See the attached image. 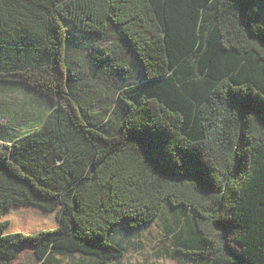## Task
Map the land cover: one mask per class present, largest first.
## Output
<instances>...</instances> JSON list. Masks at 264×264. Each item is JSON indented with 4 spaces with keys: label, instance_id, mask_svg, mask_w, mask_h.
<instances>
[{
    "label": "trees",
    "instance_id": "16d2710c",
    "mask_svg": "<svg viewBox=\"0 0 264 264\" xmlns=\"http://www.w3.org/2000/svg\"><path fill=\"white\" fill-rule=\"evenodd\" d=\"M75 33H109L136 65L96 68L116 121L71 94ZM0 85L35 112L0 124V264L24 248L40 264H119L115 231L165 208L189 219L171 258L264 264V0H0ZM25 207L55 227L8 232Z\"/></svg>",
    "mask_w": 264,
    "mask_h": 264
},
{
    "label": "rangeland",
    "instance_id": "374dc122",
    "mask_svg": "<svg viewBox=\"0 0 264 264\" xmlns=\"http://www.w3.org/2000/svg\"><path fill=\"white\" fill-rule=\"evenodd\" d=\"M71 43L65 51L67 79L72 96L83 104L87 113L98 114L114 121L118 113L113 109L112 89L107 88L103 75L96 68H107L105 64L116 62L124 64L131 76L136 73L131 58L118 48L112 36L106 33L102 36H93L75 33ZM123 55V61L117 56ZM135 65V67H134ZM28 95L19 89L0 85V124L11 127L12 130L21 128L35 120V112L30 107ZM8 222V232H22L24 234L52 229L56 225V212L43 213L32 207L17 208L4 215ZM188 217L179 212L163 209L160 215L150 224L134 231H125L119 228L113 239L123 249V256L119 264H191L182 260L173 259L170 252L174 248L176 235L183 230L188 232ZM78 254L55 255L48 264H77ZM85 259V258H84ZM87 260V259H86ZM84 261L93 264L92 261ZM12 264H40L36 261L30 249H22Z\"/></svg>",
    "mask_w": 264,
    "mask_h": 264
}]
</instances>
